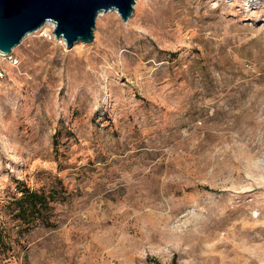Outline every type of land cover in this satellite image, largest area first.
Returning a JSON list of instances; mask_svg holds the SVG:
<instances>
[{"label":"rangeland","instance_id":"374dc122","mask_svg":"<svg viewBox=\"0 0 264 264\" xmlns=\"http://www.w3.org/2000/svg\"><path fill=\"white\" fill-rule=\"evenodd\" d=\"M41 28L0 54V264H264V0Z\"/></svg>","mask_w":264,"mask_h":264},{"label":"water","instance_id":"95a60500","mask_svg":"<svg viewBox=\"0 0 264 264\" xmlns=\"http://www.w3.org/2000/svg\"><path fill=\"white\" fill-rule=\"evenodd\" d=\"M137 0H0V54L8 55L22 38L53 23L56 38L67 48L94 39L101 12L116 11L124 21L132 15Z\"/></svg>","mask_w":264,"mask_h":264},{"label":"trees","instance_id":"16d2710c","mask_svg":"<svg viewBox=\"0 0 264 264\" xmlns=\"http://www.w3.org/2000/svg\"><path fill=\"white\" fill-rule=\"evenodd\" d=\"M19 200L21 201L18 210L19 216L24 220L28 218L27 220L29 221V217L34 214L40 215L44 219V211L49 208L51 197L46 195L44 192L27 189L22 192V196ZM1 235L0 231V240Z\"/></svg>","mask_w":264,"mask_h":264},{"label":"bare ground","instance_id":"6f19581e","mask_svg":"<svg viewBox=\"0 0 264 264\" xmlns=\"http://www.w3.org/2000/svg\"><path fill=\"white\" fill-rule=\"evenodd\" d=\"M255 1L256 0H246V2H248V3H255ZM100 14H102V12L100 13ZM47 25H51L52 27H53V23L52 22H47V23H45L43 26H42V28L41 29H43L45 26H47ZM2 55V54H1ZM258 142V141H257ZM262 178L264 179V174H263V176H262ZM262 213H264V211L262 212ZM262 215H264V214H262ZM264 217V216H263ZM252 231V230H251ZM257 232V231H256ZM261 235V234H260ZM244 236V235H243ZM264 238V237H263ZM245 241V240H244ZM248 243V242H247ZM250 243V242H249ZM258 249V248H257ZM258 254H259V256L261 257V260L262 261H264V245L262 244V246L259 248V252H258Z\"/></svg>","mask_w":264,"mask_h":264},{"label":"built area","instance_id":"2783aa9c","mask_svg":"<svg viewBox=\"0 0 264 264\" xmlns=\"http://www.w3.org/2000/svg\"><path fill=\"white\" fill-rule=\"evenodd\" d=\"M4 57L9 59V60L13 59L11 54L4 55ZM3 75H4L3 70L0 68V78L3 77Z\"/></svg>","mask_w":264,"mask_h":264}]
</instances>
